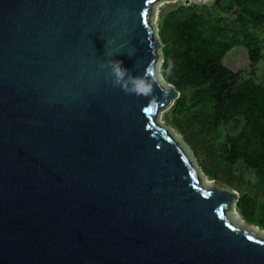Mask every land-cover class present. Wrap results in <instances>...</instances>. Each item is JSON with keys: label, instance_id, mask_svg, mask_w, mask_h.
Wrapping results in <instances>:
<instances>
[{"label": "water", "instance_id": "1", "mask_svg": "<svg viewBox=\"0 0 264 264\" xmlns=\"http://www.w3.org/2000/svg\"><path fill=\"white\" fill-rule=\"evenodd\" d=\"M160 1L0 0V264H264L157 122Z\"/></svg>", "mask_w": 264, "mask_h": 264}, {"label": "trees", "instance_id": "2", "mask_svg": "<svg viewBox=\"0 0 264 264\" xmlns=\"http://www.w3.org/2000/svg\"><path fill=\"white\" fill-rule=\"evenodd\" d=\"M160 12L159 73L179 92L166 123L204 177L238 193L241 219L264 228V74L256 70L264 65V0L178 3ZM241 49L247 65L231 69L226 57Z\"/></svg>", "mask_w": 264, "mask_h": 264}, {"label": "rangeland", "instance_id": "3", "mask_svg": "<svg viewBox=\"0 0 264 264\" xmlns=\"http://www.w3.org/2000/svg\"><path fill=\"white\" fill-rule=\"evenodd\" d=\"M178 3H186V2H181V1H174V2H167V1H160L157 2L154 6H153V12L151 14V24H152V28L154 31V35L155 37H157V26L158 23L160 22V14L162 10L167 9L169 6L171 5H178ZM213 3L212 0H208L203 4H207V5H211ZM158 38V37H157ZM246 61V53L244 50L241 49V51L237 54V56L231 55L229 54L226 57L225 60V64L227 66H229L231 69H239L241 66H246L247 64L245 63ZM160 63H161V52L159 51V58H158V62H157V68L160 67ZM246 64V65H244ZM257 76L259 79L262 78V75L264 74V65L262 63L257 65ZM160 82V81H159ZM165 88H167V85L165 82H160ZM168 111V110H167ZM167 111H161L159 112L158 116H157V122L158 124L165 129L169 134H171V136L174 137L175 141L180 145L183 146V148L185 149V151L187 152V155L189 156V158L192 160V162L195 164V161L193 159V156L191 154V152L189 151V149L186 147V145L182 142L180 135H178L174 130H172L168 124L166 123V115H167ZM196 166V165H195ZM197 168V167H196ZM239 169H242L241 167H238ZM197 171L199 173V177L201 179V183L204 184L203 187H205L206 189H216L218 191H234L231 190L230 188H227L225 186H222L218 183H215L211 180H208V178L204 177L201 175V173L199 172L198 168ZM244 173L248 174L249 172L243 171ZM246 174H243V178L245 180H249L251 182V184H253L255 182V178L253 177V175L251 176H247ZM208 182V184H206L205 182ZM250 184V185H251ZM237 193V192H236ZM238 194V193H237ZM239 196V195H238ZM236 202H231L230 205V211L228 212V218L230 219V221L232 223H234L235 225L239 226L240 229L243 230H252L253 232H256L257 234L263 236L264 235V228L260 227V226H256V225H249L247 223H245L236 207H235Z\"/></svg>", "mask_w": 264, "mask_h": 264}, {"label": "clouds", "instance_id": "4", "mask_svg": "<svg viewBox=\"0 0 264 264\" xmlns=\"http://www.w3.org/2000/svg\"><path fill=\"white\" fill-rule=\"evenodd\" d=\"M115 70H116V72H117V75H120V74H121L118 65L116 66ZM137 88H138V90H140L141 92H143V90H144V89H143V85H142V83H141V84H138V85H137Z\"/></svg>", "mask_w": 264, "mask_h": 264}, {"label": "bare ground", "instance_id": "5", "mask_svg": "<svg viewBox=\"0 0 264 264\" xmlns=\"http://www.w3.org/2000/svg\"><path fill=\"white\" fill-rule=\"evenodd\" d=\"M205 183H206V184H208V182H207V181H206ZM201 184L204 186V184H203V183H201ZM233 224H234V223H233ZM236 226H237V225H236ZM263 237H264V235H263Z\"/></svg>", "mask_w": 264, "mask_h": 264}]
</instances>
